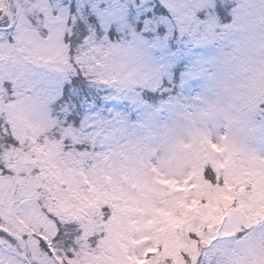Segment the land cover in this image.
Wrapping results in <instances>:
<instances>
[{
	"label": "snow or ice",
	"instance_id": "snow-or-ice-1",
	"mask_svg": "<svg viewBox=\"0 0 264 264\" xmlns=\"http://www.w3.org/2000/svg\"><path fill=\"white\" fill-rule=\"evenodd\" d=\"M249 15L246 0H26L3 16L0 49L15 67L0 76V264L75 259L84 221L59 205L178 106L206 96ZM258 240L264 225H241L197 264Z\"/></svg>",
	"mask_w": 264,
	"mask_h": 264
},
{
	"label": "rangeland",
	"instance_id": "rangeland-1",
	"mask_svg": "<svg viewBox=\"0 0 264 264\" xmlns=\"http://www.w3.org/2000/svg\"><path fill=\"white\" fill-rule=\"evenodd\" d=\"M24 3L0 0V19ZM246 3L247 26L207 95L178 106L94 175L86 192L59 205L84 221L80 252L69 264H197L217 236L264 225V0ZM13 67L15 57L0 49V76ZM8 107L19 120V107ZM209 167L221 183L205 179ZM215 264H264V240L246 251H221Z\"/></svg>",
	"mask_w": 264,
	"mask_h": 264
},
{
	"label": "trees",
	"instance_id": "trees-1",
	"mask_svg": "<svg viewBox=\"0 0 264 264\" xmlns=\"http://www.w3.org/2000/svg\"><path fill=\"white\" fill-rule=\"evenodd\" d=\"M263 106H264V105H263ZM212 171H213V169L210 168V167L207 169V171H206V170L204 171L205 179H207V181H209V183H210V179H212V182H211V183H214V184H216V183H221L223 179H222V178H221V179H219V178H218V179H214V178H213V174H212L214 171H213V172H212ZM225 214H226V213H224V215H225ZM211 221H212V222H211ZM213 222H214V221H213V218H212L211 220L208 221V224H209V223L212 224ZM62 264H65V260H64V262H63ZM67 264H69L68 261H67Z\"/></svg>",
	"mask_w": 264,
	"mask_h": 264
}]
</instances>
